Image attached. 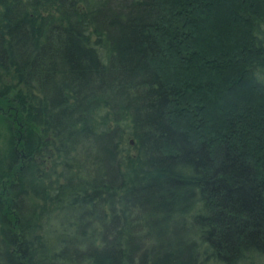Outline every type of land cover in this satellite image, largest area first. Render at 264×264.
<instances>
[{
    "label": "trees",
    "instance_id": "1",
    "mask_svg": "<svg viewBox=\"0 0 264 264\" xmlns=\"http://www.w3.org/2000/svg\"><path fill=\"white\" fill-rule=\"evenodd\" d=\"M264 0H0V264H264Z\"/></svg>",
    "mask_w": 264,
    "mask_h": 264
},
{
    "label": "rangeland",
    "instance_id": "2",
    "mask_svg": "<svg viewBox=\"0 0 264 264\" xmlns=\"http://www.w3.org/2000/svg\"><path fill=\"white\" fill-rule=\"evenodd\" d=\"M262 26L264 27V23L262 24Z\"/></svg>",
    "mask_w": 264,
    "mask_h": 264
}]
</instances>
